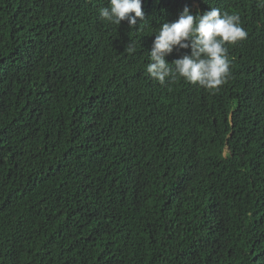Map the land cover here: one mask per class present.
<instances>
[{
	"label": "trees",
	"instance_id": "16d2710c",
	"mask_svg": "<svg viewBox=\"0 0 264 264\" xmlns=\"http://www.w3.org/2000/svg\"><path fill=\"white\" fill-rule=\"evenodd\" d=\"M107 6L0 0V264H264L260 0H142L134 28ZM185 6L248 33L218 90L146 71Z\"/></svg>",
	"mask_w": 264,
	"mask_h": 264
},
{
	"label": "clouds",
	"instance_id": "9594fccd",
	"mask_svg": "<svg viewBox=\"0 0 264 264\" xmlns=\"http://www.w3.org/2000/svg\"><path fill=\"white\" fill-rule=\"evenodd\" d=\"M260 6L264 7V0H260ZM99 16L115 25L126 20L130 28L137 26L138 19L140 23L145 20L142 0H108V6L99 9ZM247 35L236 13L211 7L194 16L185 6L175 21L163 23L154 34L146 71L161 85L183 79L207 90H218L231 74L227 45L236 44ZM180 49H190V54L171 63L166 61L167 56ZM125 50L134 53V42Z\"/></svg>",
	"mask_w": 264,
	"mask_h": 264
}]
</instances>
